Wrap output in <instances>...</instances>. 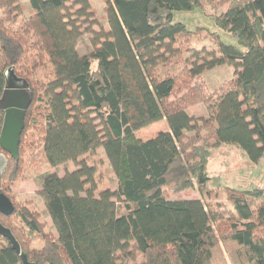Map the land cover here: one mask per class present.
Here are the masks:
<instances>
[{"label":"trees","instance_id":"obj_1","mask_svg":"<svg viewBox=\"0 0 264 264\" xmlns=\"http://www.w3.org/2000/svg\"><path fill=\"white\" fill-rule=\"evenodd\" d=\"M25 1L28 18L18 0H0V99L8 72L26 81L33 95L19 158L10 157L0 175V194L14 204L11 188L33 148L41 147L50 168H76L43 176L38 194L54 234L27 207L0 214L28 260L226 264L228 257L233 264H264V189L232 193L238 219L224 229L215 228L220 217L204 200L168 197L204 191L213 179L207 172L211 147L237 145L254 164L264 156V0L216 3L229 5L215 20L240 47L220 43L211 50L185 47L191 33L172 21L174 12L193 11L202 0H106L107 28L98 31L91 0ZM85 33L92 35V51L81 55ZM184 51L190 56L179 73L160 74ZM222 65L234 68V79L215 98L201 100L192 80ZM201 101L208 116L196 117L191 109ZM3 120L0 108V134ZM162 122L168 128L156 137L139 138ZM100 150L118 180L116 190L99 192L96 167L87 161ZM15 216L20 229L6 223ZM22 232L43 242L42 249L27 250ZM0 264H22L3 235Z\"/></svg>","mask_w":264,"mask_h":264},{"label":"rangeland","instance_id":"obj_2","mask_svg":"<svg viewBox=\"0 0 264 264\" xmlns=\"http://www.w3.org/2000/svg\"><path fill=\"white\" fill-rule=\"evenodd\" d=\"M25 9V17L28 18L31 14V7L25 0H18ZM223 0H214L213 3H208L202 0V5L193 11H181L173 13V23H182L191 33L185 38L183 44L188 49L201 50L205 47L211 50L213 47L218 48L220 43L240 47L239 41L228 31L221 29L215 20V17L223 14L224 10L229 6L217 8L216 3ZM106 0H91V7L95 20L99 26L93 27V30H100V27L107 28L105 16ZM215 7V8H214ZM95 22V21H93ZM85 24L83 30L88 28ZM91 33H85L83 38L78 43V50L81 55L88 54L92 51ZM190 56L188 52H182L177 58V64H169L164 69H160V74H175L179 73L185 67V60ZM235 70L228 65L215 67L212 70L206 71L200 78L192 80V86L198 91L201 100L206 101L215 98L219 93L225 90L229 82L234 79ZM163 76V75H162ZM186 92L178 96L182 97ZM176 98H172L175 100ZM203 101L197 103L191 112L196 117L208 116L207 107ZM167 123L154 124L149 129L143 130L139 134L141 139H153L163 129H167ZM205 134V133H204ZM192 135V134H190ZM29 153V158L24 160L20 177L14 187L11 188L14 206L22 210L27 207L34 215L41 227L46 233L54 234V227L51 223L48 212L45 209L44 202L38 191L42 185L43 176L55 172L59 176H64L67 172L74 171L75 165L68 163L58 168H50L44 161L41 154V147L32 149ZM210 160L207 164V172L212 181L204 188V191H199L198 188L190 189L180 195H168L169 199L176 200L178 198L193 199L199 198L210 204L214 209L216 216L220 217V221L215 225L218 229L226 228L238 219L233 204L230 202V195L236 191H247L264 189V156L258 164H254L249 159L248 155L237 145H219L210 148ZM6 160V169L10 156L4 151H0ZM89 164L94 165L97 170L96 182L99 186V192L111 189L116 190L118 180L113 173V169L109 161L105 157V153L100 150L97 153H92L88 157ZM4 172L0 173L2 175ZM20 212V211H19ZM11 227L22 228L24 224L17 216L6 221ZM28 231V230H27ZM23 243L27 250L38 252L43 247V242L39 240L25 239V233H21ZM1 246L5 245V241H1ZM31 252V253H32ZM226 264H233L228 257ZM216 264H220L218 261Z\"/></svg>","mask_w":264,"mask_h":264},{"label":"water","instance_id":"obj_3","mask_svg":"<svg viewBox=\"0 0 264 264\" xmlns=\"http://www.w3.org/2000/svg\"><path fill=\"white\" fill-rule=\"evenodd\" d=\"M6 89L0 99V108L4 110L3 127L0 134V148L9 156L17 160L21 136L25 127V118L32 102L33 95L26 81L16 79L12 73L6 74ZM6 160L0 153V173L4 172ZM15 212L12 201L4 194H0V214L10 217ZM0 235L6 237L13 249L22 260V264H33L27 255L22 252L21 246L10 230L0 223Z\"/></svg>","mask_w":264,"mask_h":264}]
</instances>
